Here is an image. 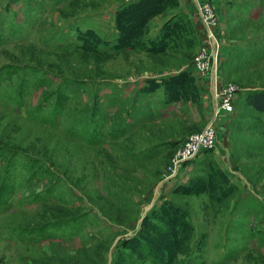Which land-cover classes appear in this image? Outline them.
I'll list each match as a JSON object with an SVG mask.
<instances>
[{
	"label": "rangeland",
	"instance_id": "374dc122",
	"mask_svg": "<svg viewBox=\"0 0 264 264\" xmlns=\"http://www.w3.org/2000/svg\"><path fill=\"white\" fill-rule=\"evenodd\" d=\"M210 1L234 110L176 168L216 116L193 0H0V264H264V0Z\"/></svg>",
	"mask_w": 264,
	"mask_h": 264
},
{
	"label": "built area",
	"instance_id": "2783aa9c",
	"mask_svg": "<svg viewBox=\"0 0 264 264\" xmlns=\"http://www.w3.org/2000/svg\"><path fill=\"white\" fill-rule=\"evenodd\" d=\"M193 1L198 7L197 10L206 26L207 36L210 40V42L201 46L195 57V66L213 84V108L214 114L217 116L221 112H231L234 110V98L237 88L236 84L232 82H221L219 77L221 43L215 32L219 20L214 6H212L210 0ZM215 118L213 117L208 122L202 132L192 137L191 141L187 144L186 154L176 160V168H178L179 162L192 158L198 151L200 145L209 146L215 144L217 140Z\"/></svg>",
	"mask_w": 264,
	"mask_h": 264
},
{
	"label": "trees",
	"instance_id": "16d2710c",
	"mask_svg": "<svg viewBox=\"0 0 264 264\" xmlns=\"http://www.w3.org/2000/svg\"><path fill=\"white\" fill-rule=\"evenodd\" d=\"M175 37V32L173 28L165 30V28L160 29L157 35L152 39V42H157L161 47H169L172 38ZM86 43L88 41H85ZM117 45H120L117 43ZM151 47H154L153 44ZM247 100L259 111L264 112V88H256L247 91Z\"/></svg>",
	"mask_w": 264,
	"mask_h": 264
},
{
	"label": "crops",
	"instance_id": "0c3cea01",
	"mask_svg": "<svg viewBox=\"0 0 264 264\" xmlns=\"http://www.w3.org/2000/svg\"><path fill=\"white\" fill-rule=\"evenodd\" d=\"M256 57H258L257 54H256ZM212 107H213V106H212Z\"/></svg>",
	"mask_w": 264,
	"mask_h": 264
},
{
	"label": "bare ground",
	"instance_id": "6f19581e",
	"mask_svg": "<svg viewBox=\"0 0 264 264\" xmlns=\"http://www.w3.org/2000/svg\"><path fill=\"white\" fill-rule=\"evenodd\" d=\"M215 117H218V116H215Z\"/></svg>",
	"mask_w": 264,
	"mask_h": 264
}]
</instances>
